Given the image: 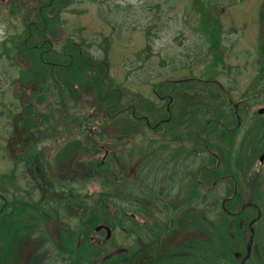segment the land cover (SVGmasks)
Wrapping results in <instances>:
<instances>
[{"label": "rangeland", "instance_id": "1", "mask_svg": "<svg viewBox=\"0 0 264 264\" xmlns=\"http://www.w3.org/2000/svg\"><path fill=\"white\" fill-rule=\"evenodd\" d=\"M48 1L0 0V195L6 198V204L9 200L12 202L8 203L7 207H4L5 203L1 206L0 202V219H5L6 222L14 219L17 224L15 230L4 238L17 237L9 241L11 244L33 240L37 242V248L40 247L39 240H49L43 244L45 250L55 245L48 236L50 232L47 223L52 219H69L68 211L59 207V210L44 209V213L27 205L24 201L41 202L49 207L39 188L41 186L44 191H54L59 195L62 193L69 199L70 203H66V207L73 209L72 213L75 215L70 219L72 229H76V225L80 224L76 217L80 213L89 228L85 231L87 235L94 231L96 223L106 219V215H103V205L97 203L98 196L113 193L117 200L111 205V198L106 200L109 206L107 218L110 219L106 222L111 225L107 226L108 229L104 227L106 237L103 240L100 237L98 242L105 245L111 239V243L124 241L123 245L133 246V234L125 236L127 227H132V214L138 215V211H141L139 214L144 213L143 219L154 224L156 220L153 216L161 213L159 208L148 209L146 202H156V205L163 209L166 206L165 201H170L171 207L178 213V210H183L175 208L176 199H180V190V196L186 193V196L192 194L194 201L198 198L192 180L185 186L181 184L179 176L175 183L163 186L167 182L164 175V179L156 183L153 167L158 169L162 166L161 160L158 161L154 157L146 162L143 160V155L165 153V150L156 151V148L167 138L162 131H167L168 127L151 132L152 128L147 126L173 124L175 129H170L175 133L172 134L175 140H178L177 137H185L184 139L187 138L191 143L197 140L198 132L205 127L207 119L213 116L212 111H215L216 104H219L217 99H220L225 107L222 98L225 96L218 84L194 83L184 81L183 78L210 75L219 80L222 89H226L234 98H243V93H248L249 99L244 101L250 110L248 123L252 113L257 114V108L264 103V73H261V67L264 65V24L261 21L264 0H53L52 5H48L47 10L43 11L41 8L45 7ZM202 8H212V15L218 17L221 33L218 40L223 47L219 50H210L209 36L204 34L199 26L200 17L204 14ZM43 19L44 23H49L46 35L55 42L53 48L60 53L69 51L79 56L80 62L77 64L80 70L75 72L73 69L69 72L67 69L68 72L65 71L61 75L67 80L66 83H60L61 86L67 89L72 86L73 94L69 91L60 94L54 82L48 85L50 88L40 89L34 79L37 78L34 74L38 71V66H34L26 50H21L23 40L29 39L30 24L41 28ZM31 31L28 46L39 42L37 40L41 38L34 27ZM81 59L87 63V67L82 65ZM106 71L108 77L104 78L105 85L101 83V77ZM35 92L38 94L34 95ZM74 95L77 98H74ZM170 95L174 98L170 105L173 119L168 122ZM256 96L263 102L256 104ZM27 103L36 106L38 114L34 115L39 116L41 121L35 124L36 127H32L44 130L42 134L30 131L28 134L32 133L37 140L41 135L44 136L43 141L41 139L38 143H33L25 153L21 147L14 145V138L17 136L15 127L22 125L18 117L24 114L23 108ZM113 103L116 105L109 110ZM245 103L241 109L242 114ZM147 106H150L153 113L148 111ZM235 120L238 121L236 118ZM252 122L251 126H238L237 134H228L223 128L216 130L218 137H214L208 146L210 154L219 153L216 174L233 171L238 180L241 178L243 186L256 192L264 188V176L261 175V167H264V164L258 161L264 151V115L253 117ZM49 126H54L53 130L46 132ZM90 126H93V129ZM122 130H138V133L132 141H125ZM68 142L74 143L69 152L77 153L76 156L80 160L73 163V169H81L88 162L90 166L98 161L103 163L102 167L112 170L114 155L122 169L131 166V171L134 164L141 169V163H146L149 164V171L144 167L143 174H136L142 178H138L140 183L123 178L121 180L120 177H116L114 183L105 177L114 176L110 174L112 171L106 174L100 170L102 178L98 180L88 177L87 168L82 172L76 170L70 171L71 173L59 167L52 170L48 160L53 161L55 151ZM197 149L204 150L205 158L210 156V160L212 157L213 162L216 161L214 155H210L204 147ZM183 150L186 148L177 152ZM41 151L45 154V170L51 177H43L42 172L38 174L33 167L36 166L35 158ZM21 154L30 159L34 174L31 169H26L25 159ZM187 155L191 156V152L188 151ZM220 162L221 167L218 168ZM199 165L200 162H196L193 170L196 171ZM168 167L167 173L178 169L177 161L171 160L170 165L167 163L164 169ZM94 172L96 174L97 171ZM116 172L119 174L118 169ZM35 178L38 182L34 185L32 182ZM42 178H47L49 183L53 182L50 188L44 186ZM67 184L73 186V192L67 188ZM207 185L205 190L211 189L212 181L209 180ZM153 186L156 193L148 191ZM162 186L163 188H160ZM231 191L225 194L221 188L216 192L219 195L218 200L225 202L228 197L233 196ZM251 197L253 200L256 198L253 195ZM133 198H139L141 201L136 202ZM15 199L18 201H14ZM198 206L196 211L190 214L195 222L202 220L201 216H208L205 209ZM248 209L249 212L246 213L253 218V209ZM234 211L237 210L231 209L228 213L219 210L220 214L223 212L227 216V222L231 224L230 227L227 223L226 227L219 226L221 235L225 232L231 235V241L221 242L222 257L218 256L217 246L206 240L198 242L193 239L179 247L170 243L164 249L175 252L183 250L184 246L187 249V262L182 255H167L159 259L160 264H236L229 260V254L235 250L248 252L249 247L255 249L257 246L260 251L264 246V217L258 220L253 228L248 229V225H240L239 216L234 214ZM214 215L211 211L208 218ZM88 217H95L96 220L90 223ZM160 217L164 218L163 214ZM121 218L127 221L122 225L125 230L118 227ZM183 218L185 215L181 220ZM161 224H164V220L155 224L158 230L162 229L159 226ZM204 225L202 227L206 232H213L206 223ZM202 227L189 225L187 229L194 234ZM100 229L101 226H98L96 231ZM237 229L241 230L240 235L237 234ZM104 233L105 231L102 234ZM136 234L148 237L153 235V232L141 226ZM2 242H6V248L10 245L8 240ZM2 242L0 246L4 245ZM252 250L251 253H254ZM8 258L13 260L15 256L9 254ZM259 258L264 261L263 257ZM5 260L7 257H2V262ZM238 261L241 262V258ZM251 261L252 259L248 263L252 264Z\"/></svg>", "mask_w": 264, "mask_h": 264}, {"label": "flooded vegetation", "instance_id": "2", "mask_svg": "<svg viewBox=\"0 0 264 264\" xmlns=\"http://www.w3.org/2000/svg\"><path fill=\"white\" fill-rule=\"evenodd\" d=\"M184 81H193L194 83H215L219 85V88L221 89V93L224 94L225 97H222L225 103V107L221 104V100L217 99L219 104L217 103L215 106V111H212L213 116L209 117L207 119L206 125L204 128H202L198 132V138L200 142H203V144H207V141H211L213 138L211 137V133H215L216 130L223 128L227 130L228 134H237L238 126H251L253 124L252 119L253 117H258L259 115L263 116L264 113L260 114L259 111L261 108L264 107V103L260 107L257 108L255 113H252L251 120L248 123L249 118V106H247V103H245V99H249L247 96L248 93H243V98L241 96L234 98L231 93H228L226 89H222V83L218 82L217 79L212 78V76H190L183 78ZM256 99L254 101L257 102H263V100ZM169 99V114L170 118L167 120L168 122L173 119V115L170 112V105L173 102L174 98L172 95L168 97ZM251 99V98H250ZM251 101V100H250ZM244 105V112L242 114L241 109ZM235 118L238 120L236 121ZM245 119H247L245 121ZM244 120V121H243ZM185 127V126H184ZM210 128H213V130H209ZM206 136V138L203 136ZM201 137V139H200ZM237 137V135H236ZM185 138V137H184ZM181 139L180 143L182 145H188V141L186 139ZM175 142H178L176 140ZM194 142V140L192 141ZM191 142V143H192ZM205 146V145H204ZM196 152L199 154L196 159L191 158L185 161H180V158H188L187 155H179L175 156L173 160L177 161L178 163V169L169 172L171 176L174 177V180H169L168 178L165 179L167 182L163 185L170 184L171 182L175 183L179 176L182 180V185L189 184L188 182L190 180L193 181L194 185L196 186L197 191V201H194V198L190 195L185 198L182 205H178V202L180 199H176L175 205L176 209L182 208V212L178 210V213L175 211L174 208L171 207L170 201L166 202V210H163L162 207H159L156 205V202L150 201L146 202L148 209H153L155 207L156 209H161V213L153 216V219L156 220V222L153 224V222H148L147 220L143 219L145 218L143 214H139L141 211H138V215L136 213L132 214V218L130 220V224H132V227H127L125 236H129V234H133V246L129 245H123V243H111L110 241L105 245H100L98 242V239H104L106 237V228L107 226H110L111 224L108 222H98L96 223L97 226H94L95 229L92 231L91 234H85V231L87 232L89 228H87V225L84 221H79L82 225L81 228H73L70 223V219H52L47 223V228L49 233V237H51V240L55 242V245L53 247L48 248V250H45L43 247V244L46 242H49V240H39L40 247H35L37 245V242L33 240H26L23 243H14L7 245L6 250L0 252V264H160L159 259L163 256L167 255H174V256H181L182 258H187V249L183 246L181 251H170V250H164L165 247L170 244L174 243L176 246H181L185 242L189 240L196 239L198 242H204L206 240L208 243H211L219 248L218 250V256L222 257L220 255L222 246L221 242L224 241H231L227 235H221L219 233V226H220V206L226 208L224 211H230L231 209L237 210L234 211V214H238L239 216V223L240 225L246 224L248 225V229L253 228V226L257 223L258 220L264 217V188H261L257 191L261 193L260 196H258L257 191L254 192L252 190H249V187L243 186V181L238 180V176L233 171H224L223 173L216 174L212 171H206L205 168H210V164H206L203 153L201 150L196 148ZM264 152V151H263ZM262 152V153H263ZM214 157L216 158L215 166L217 167V163L219 161V155L218 153H213ZM261 155V154H260ZM155 157V156H154ZM260 157V156H259ZM200 162V165L198 166L197 170L194 171L193 167L196 164V162ZM260 162V160H258ZM171 160H168L167 163L170 165ZM187 162H189V165H187ZM261 163V162H260ZM264 164V163H262ZM209 166V167H208ZM264 166V165H263ZM221 167V162L218 164V168ZM263 169L262 176H264V167H261ZM169 167L167 170H155L154 177L156 180V183L164 179V175L168 172ZM137 168L135 167L130 172L136 176ZM149 171V170H148ZM151 172L153 174V170L151 169ZM161 172V173H160ZM156 175H159V177H156ZM209 180L212 181V188L216 190V188L220 191L221 188L224 190L225 194H227L230 190L231 195L233 196L228 197L226 201L220 202L219 200L216 202V204L213 206V213L215 214L214 217L209 222V228L212 229L213 232L205 231L204 227H202L205 223L206 217L201 216L202 220H197L195 222V219L190 216L193 212L196 211L197 205L204 206V191L205 187L208 186L207 183ZM172 183V186H173ZM247 183H245L246 185ZM160 187V188H163ZM154 189V186L153 188ZM152 189H149L151 193H153ZM156 189V188H155ZM182 189V187L180 188ZM71 190V188H69ZM248 190V191H247ZM181 191L178 192V197L181 198L183 195L186 196V193L181 194ZM187 192V191H186ZM235 194V195H234ZM255 196V200L252 199L251 196ZM240 199H236L238 197ZM158 197H162L160 194ZM136 200V202L141 201L139 198H133ZM161 200V199H160ZM187 203V206H191L192 208H183L184 203ZM229 202V204L227 203ZM194 205H196L194 207ZM253 205V206H252ZM240 206V207H238ZM64 207V206H63ZM251 207L254 211V217L251 218L250 215L246 212H249L248 208ZM228 209V210H227ZM73 210V209H72ZM74 211V210H73ZM44 213L45 210H43ZM149 212V211H148ZM152 212V211H151ZM238 212V213H237ZM245 212V213H244ZM72 214L71 212L67 215ZM163 214L164 218H161L160 215ZM185 215V218H182V216ZM45 220V219H43ZM129 221V219H127ZM160 220H164V224L159 225L162 229L158 230L159 228L156 227V223ZM204 221V222H203ZM84 222V223H83ZM46 223V221H45ZM127 223L126 219L121 218L119 220L118 227L120 230H122L124 227L122 225H125ZM227 226H231L229 222H226ZM95 224V225H96ZM189 225H195L197 227H202L201 230L197 229L195 233L188 232L189 229H187V226ZM98 226H101L100 230L96 231V228ZM141 226L147 227V229L151 232H153V235H150L147 237V235H138L136 232L140 229ZM205 226V225H204ZM106 227V228H104ZM108 229V228H107ZM264 229V227H263ZM125 230V228H124ZM67 231H71V233H68ZM105 231V235L102 234ZM264 232V230H263ZM20 234H22L20 232ZM120 234V233H119ZM240 234V232H239ZM238 234V235H239ZM122 235V234H121ZM113 236V235H112ZM122 235V237H125ZM194 236V237H193ZM229 237H231L229 235ZM17 238L14 236V239ZM43 239V238H42ZM99 239V240H100ZM2 242V241H0ZM192 243V242H191ZM3 244V242H2ZM6 242H4L5 247ZM109 244V247H108ZM2 246V245H1ZM125 247H128L127 249ZM253 249V247H252ZM251 249V250H252ZM254 253H249L247 250L244 251H236L234 253L229 254V260L234 261L236 264L239 262L238 259L241 258V262L239 264H249L248 262L252 259V264H264V261L261 260L259 257L264 258V246L259 251L257 246L255 249H253ZM244 252V253H243ZM40 254V256H37V254ZM178 253V254H177ZM9 254H13L15 256V259L10 260L8 258ZM2 257L6 258L4 262H2ZM11 257V256H10ZM262 258V259H263ZM187 262V260H184Z\"/></svg>", "mask_w": 264, "mask_h": 264}, {"label": "trees", "instance_id": "3", "mask_svg": "<svg viewBox=\"0 0 264 264\" xmlns=\"http://www.w3.org/2000/svg\"><path fill=\"white\" fill-rule=\"evenodd\" d=\"M52 1L53 0H49L48 3L46 4V6L45 7L42 6L41 9L43 11L47 10L48 5H52V3H53ZM202 9H204V8H202ZM42 10H41L40 14H42ZM211 10H212V8L204 9V14L202 15V17H200L199 26H200L201 30L203 31V33L206 34L207 36H209L210 45H211V49L210 50H213V49L219 50L222 47L221 41L218 40L220 38V35H221V33H219L220 32L219 31L220 27L218 28V26H220V23H219L218 17H215V15H212ZM200 14H202V12H200ZM261 16H262L261 21L264 24V10H262ZM44 22H45V20L43 19V21H41V28H40V26L38 27L36 24H30V27H29L30 30L28 29V37H29V39L32 36L31 29L33 27L35 28V30H37V33L40 35L41 38H39L37 40L39 42H35V44L31 45V46H28L29 39H25V41L23 40L21 50L22 51L26 50V52L29 53V57H31V62L34 64V66H38V71L35 72V74H34V77H37V78H34V79L37 80V84H39L40 89H46V87L48 89V88H50V87H48V85L50 86V84L51 83L53 84V82H54V84L57 87V89L59 90L60 94H62L63 91L64 92H68L69 91L70 93L73 94L74 90L72 89V86H70L69 89H67V87L64 88V87L61 86L60 83H66L67 82V80L65 78L61 77V75H63V73L65 71H67V69L69 70V72L72 71L73 69L75 70V72H77V70H80V68H79V66L77 64L78 62H80L79 56H78V54H73V53H71L69 51H64V52H61V53L57 52V50L53 48V44L55 42L50 37H48L46 35V30H47V27H48L49 23L46 24ZM69 45H72V44L69 43ZM59 51H61V50H59ZM63 61H64V63H62ZM263 61L264 60H262V62ZM82 62H83L82 65L87 67L86 66L87 63L84 60H82ZM261 73H264V65L261 67ZM105 77H108V72L107 71H106V73L103 74V77H101V83L106 85V81L104 80ZM97 92H99V91H97ZM36 94H38V93L35 92L34 95H36ZM42 97H44V95ZM74 98H77V96L74 95ZM114 105H116V104H114V103L111 104V106L109 107V110ZM147 108L149 109L148 111L150 113H153V111L151 110L150 106H147ZM207 111H208V109H207ZM23 112H24V114H20V116L18 117V120H20L22 122V125L18 124L15 127V133L17 134V136L14 138V145L18 146V147H21L22 150H24V152H25V150L28 149V147L30 145H32L33 143L36 144L41 139H42L41 141H43L42 137L44 136V135H41L40 138H38L39 140H37V137H33L32 133H31V135L28 134V131L33 132V133L42 134V133H44V130H42V129L36 130V129H34L32 127V126H35V124L37 122H41L39 116L38 117L35 116V115L38 114L36 112V106H34V105L30 104V103H27L26 107L23 108ZM148 117H150V116L148 115ZM104 119H105V117H104ZM171 121L172 120H170V122ZM169 126H155V127L150 126V125L147 126V127L152 128L151 132H155L156 130H159L161 127L163 129H166L168 127L167 131H162V133H165L167 135L166 141H164L163 143H160V145H158L157 148H156V151L160 150V149L165 150V153H163L164 155L163 154L152 155V156L143 155L144 162L148 161L150 158H152L154 156H155L154 158L157 159L158 161L161 160L160 163L162 164V166H160L158 169H156L155 167L150 165L151 168L153 167L155 170H159V171L160 170H163V171L167 170V169H164V168H165L168 160H173L175 156H179V155H183V154L187 155L188 151L191 152V156L187 155L188 158L187 157L186 158H180L179 160L180 161H185V160H188V159H191V158H194V157H195L194 159H196V157L199 155L196 152V148H199L201 146L204 147L206 149V151L210 154L211 152H209V146L208 145H209V143L210 144L212 143V140L214 139V137H218L216 132L214 134L212 133V136H213L212 138L213 139L211 141H209V142L207 141V144H202L203 142H200L198 140L199 138L197 136V140H194V142H192V143L188 142V145L184 146V145H182L180 143V140L183 139V137H177L178 142L177 143L174 142L176 140H175V138L173 137L172 134H175V133H172L171 129L174 130L175 128H174L173 124H171ZM53 127L54 126H49L47 128L46 132H50L51 130H53ZM90 128L93 129V126H90ZM125 131L126 132L123 131V136L126 139L125 141H130V140L132 141L133 138L138 133V130L137 131L125 130ZM203 136H204V134H203ZM204 137L206 138V136H204ZM200 139H201V137H200ZM117 142H118V140H117ZM147 143L150 144V145L152 144V143H149V142H147ZM73 146H74V143H72V142H68V144L64 143L63 145H61L55 151V156L52 159L53 161L50 162V160H48V164L53 167L52 170H57L58 167H59V169L67 170L69 172L70 171L75 172L76 170H78L79 172H82V171H84L85 168H87L88 169V177L89 178L90 177H95L98 180H100L99 179L100 177L102 178V173L100 172V170L102 172L106 173V174H109V172L112 171V173H110V174H113L114 176H112V177L109 176V175L105 176V177H107V179L110 182L114 181V183H116V180H115L116 177H120L121 180L123 178L125 180H130V181L131 180L132 181L135 180L138 183H140V180L138 178H140V179H142V178L140 176L135 177L134 174L130 173L129 170L131 169V166L129 167L130 169L129 168H123V169L120 168L119 164L117 162V159L114 157V155H112V162H113L112 163V167H113L112 170L110 168H108V167L107 168L106 167H102L103 163L98 162V161H95L90 166H88V164L90 163V162H88V164H86L85 166L81 167V169H76V168L73 169L72 168L73 163L77 162L79 160L77 158L78 156H76V155H78L77 153H74V152L70 153L69 152V150H71L73 148ZM124 146H126V143H124ZM183 148H186V150H183L182 152H177V151H179L180 149H183ZM174 150L176 152H173ZM201 152L203 153L204 150L203 151L201 150ZM216 153H218V152H216ZM203 155H205V154H203ZM210 155H212V154H210ZM21 156H23L24 159H25V165L27 167L26 168L27 170L31 169L33 171V167H34L38 174L42 172V176L43 177L49 176V175H47V172H46L45 166H44V162H45V154H44V152L41 151L38 154V156H36L35 163H34V164H36V166H33V167H32V163H31L30 159L27 156H25L23 154H21ZM204 160H205L206 164L208 163V164H211V166H212L210 168H205V170L206 171L209 170V171H212V172L215 173V171H216V166H215L216 161L213 162L214 158L211 157V160H210V156H208V158L204 157ZM79 162H80V160H79ZM187 165H189V162H187ZM141 166H142V168L140 169L134 164L132 168L136 167L137 168L136 172L138 174H143L144 173V170H145L144 167H146V169L148 168L147 170H149V164L141 163ZM116 169L119 170V174H117ZM95 170L97 171L96 174L94 172ZM34 171H33V174H34ZM165 175H166V177L169 180L174 179V177L171 176L168 173H166ZM49 177H51V176H49ZM156 177H159V175H156ZM42 180H43L44 186L47 187V188H50L51 185L53 184V182L49 183V180L47 178H42ZM55 181H56V179H55ZM37 182L38 181L35 178L32 183L35 185V184H37ZM65 184H66V182H65ZM63 185H64V183H63ZM39 188L43 192V197H45L44 200L49 205V207H46L45 204H43L41 202L39 203V202H34V201H28V202L24 201L27 205H31V207H34L35 209H39L41 211H43L44 209H58L59 210V207H62V209H65V210L68 211L67 213H70V212L72 213L73 210L71 208L69 209V208L66 207V203H70V201H69V199L67 197H64L65 195H63L62 193H61V195H59V194L55 193L54 191L50 192L49 190H45L44 191L41 186H39ZM67 188H71L70 191L73 192V189H72L73 186L71 184H67ZM152 190H154V189H152ZM168 190H170V189H168ZM152 192L156 193L155 190L152 191ZM216 192H219V190L217 188H216V190L211 188V189H206L204 191V194H203V196H204V206L203 207L200 206V207L205 209V214L208 215V216L210 215V212L212 211L213 206L218 201L219 195H217ZM257 194H258V196L261 195V193L259 191H257ZM116 195L120 196L119 194H116ZM190 195L195 199V197L192 194H188L187 196H190ZM114 196L115 195L113 193L104 194V196H102V197L98 196L97 203L99 202L100 204H102L103 205V209L102 210L105 211V212H103V215L104 214L106 215V219L105 218L103 219V220H105V222L110 220V219L107 218V215H108L107 208L109 206L106 204V200H108L107 199L108 197L111 198V201L109 200L110 205H111V203L113 204V202H115V200H117V199L114 198ZM157 196H158V194H157ZM187 196L183 195L180 198V200L178 202V205H182L183 201L185 200V198ZM14 201L17 202L18 200L15 199ZM196 201H197V199H196ZM0 202H1V206L6 204L2 200L1 197H0ZM8 203H12V202L9 200ZM8 203L4 207H7ZM183 205H184L183 208L189 209L188 208L189 206H187L186 202ZM209 208L211 209L210 211H209ZM224 209H226V208L220 206V210H223L224 213H228L229 212L228 209H227L228 211H224ZM163 210H166V206L163 207ZM223 212L220 215V223H221L220 225H222V227H226V222L229 221V220H228L227 216ZM79 214L80 213H78V215L76 216L77 219L79 221H84L82 216L79 215ZM68 216H69V218L75 217L74 213H72V214H70ZM208 216L206 217V220H205V223H206L207 226H209V222L213 218L211 216H210L211 218H208ZM31 217H32V215H31ZM6 220H8V218H6ZM95 220H96L95 217H88V221H90V223L94 222ZM4 221H5V219H3V220L0 219V241L8 240V243L11 244V242H9V241H12L14 239V237H12L10 239H6L4 237L9 236V234L12 233V231L15 230L17 224H16L14 219H12V220L9 219L7 222L5 221L6 223ZM22 223L24 224V222H22ZM76 226H77V228H81L82 227V225H79V223ZM239 232L241 234V230L237 229V234H239ZM4 233H5V235H4ZM222 235H227L228 238L231 239L229 237V235H230L229 233L225 232ZM4 250H6V247L4 249L3 245L0 246V252H2Z\"/></svg>", "mask_w": 264, "mask_h": 264}, {"label": "water", "instance_id": "4", "mask_svg": "<svg viewBox=\"0 0 264 264\" xmlns=\"http://www.w3.org/2000/svg\"><path fill=\"white\" fill-rule=\"evenodd\" d=\"M259 113H260V114L264 113V107L260 109ZM260 162H262V163L264 162V154L261 156V158H260ZM2 197L4 198V196H2ZM4 200H5V199H4ZM5 201H6V200H5Z\"/></svg>", "mask_w": 264, "mask_h": 264}, {"label": "bare ground", "instance_id": "5", "mask_svg": "<svg viewBox=\"0 0 264 264\" xmlns=\"http://www.w3.org/2000/svg\"><path fill=\"white\" fill-rule=\"evenodd\" d=\"M248 252L251 253V247L248 248ZM253 253V252H252Z\"/></svg>", "mask_w": 264, "mask_h": 264}]
</instances>
